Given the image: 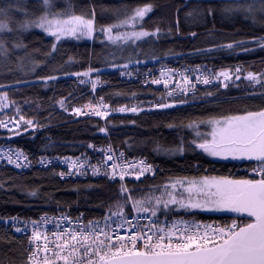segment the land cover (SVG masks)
<instances>
[{"label":"snow or ice","instance_id":"snow-or-ice-1","mask_svg":"<svg viewBox=\"0 0 264 264\" xmlns=\"http://www.w3.org/2000/svg\"><path fill=\"white\" fill-rule=\"evenodd\" d=\"M35 7L36 11L30 12L27 0H0V63L11 62L15 50L27 49L22 37L33 29L52 38L48 56L56 53L62 42L91 40L97 33L104 38L102 44L123 50L129 44L136 45L160 32L158 27L154 31L143 28L145 17L153 12L151 3L132 7L130 11L116 8L113 10L114 21L99 28L94 7L79 14L71 3L58 9L56 0H36ZM216 12L225 19L241 15L264 31V0H219V3L207 0L205 6L197 5L187 15L195 19L205 14L213 16ZM191 35L197 34L192 32ZM249 44L264 50V35L219 47L231 49L236 46L245 52L254 51ZM110 55L115 57L116 52ZM30 56L31 53L26 51L23 56L16 57L18 67L25 75L29 71L34 73L38 67ZM129 63L141 61L121 64L113 60L111 67L120 70L121 75L131 76L132 73L127 71ZM99 71L89 67L87 71L65 72V75L79 78L80 84L90 85L95 93L101 80L99 75L93 79L92 74ZM245 71L240 65L219 71L200 65L179 72L162 70L159 78L145 80V83L162 85L167 90L151 108L177 109L192 106L197 100L208 103L215 93L205 90L198 96V85H215L218 91L221 87L227 89L229 82L239 87L236 82L242 77L249 85L245 89L246 96L264 101V71H246V75ZM37 78L45 84L58 79L56 75ZM16 83L27 81L17 80ZM4 87L0 84V88ZM66 99L57 103L68 111ZM10 108L11 113L7 111ZM113 111L139 113L145 109L127 105L113 109L103 96L96 103L90 100L82 107L72 108L77 116L91 115L105 120ZM0 113H4L0 116V128L13 135H19L21 127L25 131L42 127L35 117L28 118L23 113L20 105L10 99L8 91L0 92ZM166 127L187 132L191 137L187 141V150L194 153L220 160L254 162L250 170L258 178L175 176L138 192L129 184H144L142 178L154 179L157 172L146 158L129 160L111 146L99 149L103 159L96 164L83 153V159L64 157L61 162L67 165L68 171L59 172L61 178L85 175L88 169L92 175H99L103 167V175L119 184L118 198L100 219L90 220L83 214L75 219L63 213L59 218L45 214L39 219L24 221L22 228L17 226L20 223L18 217L7 218L16 233L27 237L28 247L23 249L20 264H264V107L256 110L245 107L232 114L188 116L179 122H169ZM99 130L108 131L107 127ZM88 147L94 148L93 145ZM154 151L167 156L183 155L185 137L181 136L175 146L157 145ZM0 159L18 169L31 164L19 148L0 150ZM39 163L45 165L52 161L41 157ZM129 177L132 179L127 180ZM29 194L35 196L37 193ZM201 212L224 213L227 218L223 222L183 218L184 215L195 217ZM49 224L54 225L52 230L48 229ZM29 227L30 234L27 232ZM0 264L5 262L0 260ZM8 264H14V261Z\"/></svg>","mask_w":264,"mask_h":264},{"label":"trees","instance_id":"trees-1","mask_svg":"<svg viewBox=\"0 0 264 264\" xmlns=\"http://www.w3.org/2000/svg\"><path fill=\"white\" fill-rule=\"evenodd\" d=\"M56 3L58 9L66 8L71 3L78 14L87 13L94 7L98 28L114 21L113 10L116 8L130 11L132 7L151 3L153 12L145 17L143 28L154 31L158 27L160 32L123 51L106 49L108 45L101 43L104 38L97 33L91 40L62 42L51 56L47 55L51 37L36 30L23 34L27 49L15 50L11 62L0 63V84L5 85L0 91H8L10 99L20 105L23 113L28 118L35 117L42 127L27 131L21 127L19 135L0 128V145L9 143L15 149H22L34 163L42 156H76L85 152L91 143L97 146L111 145L123 150L128 156L147 158L157 168L154 179L144 177V184H129L130 188L135 187L138 192L175 176L247 178V171L254 166V162L220 160L194 153L187 150V141L191 138L187 132L166 127L169 122H179L188 116L232 114L245 107L253 110L264 107V101L246 96L245 89L249 85L243 77L236 82L239 87L230 82L227 89L221 87L218 91L215 86L198 88V96L205 90L215 93L208 103L197 100L192 106L161 110L151 106L164 94L162 90L138 82L122 81L120 70L112 68L111 63L113 60L123 64L139 59L141 63H129L128 69L142 71L163 64H199L219 69L240 65L246 71L259 73L264 71V50L256 44L248 45L255 49L249 52L236 46L229 49L219 45L251 40L254 36L264 35V31L241 15L233 19H225L219 12L195 19L187 15L197 5L205 6L207 0H56ZM35 5L36 0H27L28 11H36ZM192 32L197 35L193 37ZM26 51L31 53L30 59L38 63L36 71H29L27 75L19 69L16 60ZM112 52H116L115 57L110 55ZM28 67H31L30 63ZM89 67L100 69L99 73L92 74L99 75L102 83L97 96H103L111 108L135 105L143 107L145 111H113L106 120L71 114L74 106H83L91 100L92 94L89 92L90 85L80 84L79 78L65 75V72H84ZM48 75H56L58 79L45 84L37 78ZM17 80L27 83L17 84ZM62 98H67L65 106L68 111L57 103ZM150 108L151 111H148ZM7 111L11 113L12 109ZM3 115L0 113V116ZM102 127H107V133L99 130ZM181 136L185 137L186 151L183 155L167 156L154 151L157 145L175 146ZM57 171L55 168L37 166L19 170L0 162V260L5 264L9 261L20 264L24 256L23 249L28 247L27 238L5 224L9 221L7 218L36 219L44 213H65L75 216L83 214L90 220L100 219L118 198L119 184L112 180H61ZM32 191L37 194L30 195ZM183 218L223 222L227 216L224 213L201 212L195 217L184 215Z\"/></svg>","mask_w":264,"mask_h":264},{"label":"built area","instance_id":"built-area-1","mask_svg":"<svg viewBox=\"0 0 264 264\" xmlns=\"http://www.w3.org/2000/svg\"><path fill=\"white\" fill-rule=\"evenodd\" d=\"M199 64H193V65H187V66H174V65H170V64H163V65H158V66H155V67H152V68H147L145 70H132V69H128L127 71H130L132 74L131 76H128V75H121L120 74V78L122 81L124 82H127V83H131V82H138V83H141L143 86H151V87H156L157 89L159 90H162V92L165 94L166 93V89L162 86V85H153L151 83H145V80H148V81H151V79H154V78H159L160 77V72L162 70H168V69H175L177 72L179 71H182L184 70L185 68L187 67H195ZM202 66V65H200ZM203 67V66H202ZM208 68L210 69H213V70H216V71H219L220 69L219 68H214L212 66H207ZM92 78L95 79L96 76H93L92 75ZM179 79V77H177V80ZM230 83V82H229ZM102 86V83L99 84L97 86V89L95 91V93H93L91 91V88L89 89V92L92 94V98H91V101H93L94 103L98 102V96H97V92L98 90L101 88ZM212 86H215V85H210V86H203V85H198L197 87L198 88H207V87H212ZM171 87V86H170ZM90 101V100H89ZM88 103V102H87ZM86 104V103H85ZM132 106H135V105H132ZM130 106V107H132ZM74 107H82V106H74ZM73 107V108H74ZM87 111V110H85ZM71 114L75 115L72 110L70 111ZM124 113H128V112H124ZM76 117H82V116H87V115H80V116H77L75 115ZM91 116V115H89ZM6 130V129H5ZM7 131V130H6ZM8 132V131H7ZM11 140V139H10ZM89 145H93L94 148H89L87 146V150L85 152H83V154H86L90 160H91V163L93 164H96L98 161L102 160L103 159V153H101L99 151V149L101 148H107L108 146H111V145H107V146H97L93 143L89 144ZM8 147H11L13 149H15L12 145H10L9 143H3L0 145V150H7ZM116 152L117 154L119 152H123L125 154V156L129 159V160H132V159H140V158H144V157H133V156H128L123 150H118L116 148H114L113 146H111ZM28 156V155H27ZM42 157H45L46 159H49L52 161L51 164H45V165H42L39 163V160L34 163L31 159H28L31 161V164L29 167H26V168H19V170H29L31 169L33 166H37L39 168H44V169H48V168H55L57 169V173L61 172V171H64V172H67L68 169H67V165L63 164L61 161L63 160L64 157H61V156H58V155H53V156H42ZM68 157H71V158H77V157H80L81 159H83V156H82V153L81 154H78L76 156H68ZM147 159V158H146ZM0 162L1 163H6L7 164V161L6 160H3V159H0ZM147 162H149V160L147 159ZM27 163V162H25ZM13 166L14 168H16L14 165H11ZM18 169V168H17ZM251 169V168H250ZM248 170L247 171V178H258L255 176L254 173L251 172V170ZM103 172H104V169L103 167H101V173L99 175H92V172H91V169H88L87 170V173L85 175H72V176H65L63 178H61L59 175L58 177L61 179V180H82V179H105V180H111L109 177L103 175ZM132 178L129 177L127 178V180H131ZM126 180V182H127ZM45 214H47L49 217H57L59 218L61 216L62 213H58V214H53V213H44V214H41L40 216H38V218L36 219H39L41 216H44ZM65 214V213H63ZM70 215V214H68ZM73 217V219H75V215H71ZM20 220V223L17 225L19 227H24V221H29V220H35V219H26V218H19ZM211 221H214V220H206V222H211ZM8 228H10L12 231L15 232L14 228L11 226V221H7L5 223ZM54 228V225L53 224H49L48 225V229L49 230H52ZM27 232L30 234L31 232V229L30 227L27 229ZM18 235H21V236H24L26 237L23 233H17ZM27 238V237H26Z\"/></svg>","mask_w":264,"mask_h":264},{"label":"rangeland","instance_id":"rangeland-1","mask_svg":"<svg viewBox=\"0 0 264 264\" xmlns=\"http://www.w3.org/2000/svg\"><path fill=\"white\" fill-rule=\"evenodd\" d=\"M33 30L41 31V30H39V29H33ZM137 30H139V27L137 28ZM41 32H42V31H41ZM129 46L131 47V44H129L128 46H125V48H124L123 50H125V49L128 48ZM105 48L108 49V50H110V51H114L113 48L116 49L114 46H110V45L105 46ZM123 50H122V51H123ZM0 92H2V91H0Z\"/></svg>","mask_w":264,"mask_h":264}]
</instances>
